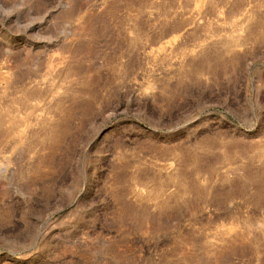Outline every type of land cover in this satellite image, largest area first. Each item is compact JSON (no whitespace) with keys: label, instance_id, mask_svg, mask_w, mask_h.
I'll return each mask as SVG.
<instances>
[{"label":"rangeland","instance_id":"1","mask_svg":"<svg viewBox=\"0 0 264 264\" xmlns=\"http://www.w3.org/2000/svg\"><path fill=\"white\" fill-rule=\"evenodd\" d=\"M0 264H264V0H0Z\"/></svg>","mask_w":264,"mask_h":264}]
</instances>
